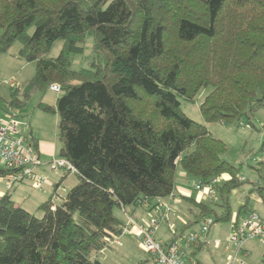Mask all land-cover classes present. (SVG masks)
I'll return each mask as SVG.
<instances>
[{"label": "trees", "instance_id": "trees-1", "mask_svg": "<svg viewBox=\"0 0 264 264\" xmlns=\"http://www.w3.org/2000/svg\"><path fill=\"white\" fill-rule=\"evenodd\" d=\"M87 36L90 66L73 69L70 54ZM15 42L34 62L33 84L59 85L54 106L39 107L57 114L58 156L77 181L62 195L55 187L57 201L42 202L40 215L0 196V264H101L98 253L124 225L115 207L169 195L179 167L202 183L229 174L213 184L217 200L194 202L199 216L229 222L243 183L236 215L251 210L253 193L264 208V135L256 179L246 181L206 125L251 123L264 108V0H0V53ZM205 86L200 122L182 103Z\"/></svg>", "mask_w": 264, "mask_h": 264}, {"label": "rangeland", "instance_id": "rangeland-1", "mask_svg": "<svg viewBox=\"0 0 264 264\" xmlns=\"http://www.w3.org/2000/svg\"><path fill=\"white\" fill-rule=\"evenodd\" d=\"M61 44V40L55 41L49 51V55L56 56L60 50ZM19 47L20 44L15 42L8 50L0 53V105L2 107L11 105L18 108L21 114L20 119L22 118L21 125L25 132H29V129H31L37 137L51 140L56 145L60 146L61 142L59 139L57 114L54 111H44L39 107L40 103L54 106L58 93L51 90L50 85L37 86L31 82L35 72L34 62H29L19 57ZM92 56V38L91 36H87L83 44V50L70 54L71 67L73 69H78L80 67L90 66ZM210 89L211 86L202 87L196 94L194 103H189L187 101L182 103V109L189 117L200 122L204 121L199 110V104ZM251 120V123H247L245 120L236 121L235 119L206 123L212 135L225 142L226 150L222 153V157L235 165L238 168V175L244 177L246 181L256 179V171L252 165H256V159H259L262 155L259 151V146L261 138L264 135V108L254 112L251 116ZM179 171H181L180 167L178 168V172ZM189 178L191 179L188 181L187 186L191 187L192 197L195 198L198 196V193L193 187L192 177L189 176ZM73 179V174L69 173L68 180L64 182L67 188L70 187L69 183H71L70 181ZM242 185L249 184L243 183ZM254 195L255 196L251 195L248 200V209H256L259 214H264V208L258 201V196L256 194ZM230 200L233 213L235 209L234 204L237 207L243 204L245 195L238 201H235L232 195ZM183 206H187L190 209L188 208L187 211L184 210V207H181L178 214H180L185 221L192 219V225L185 228L181 221L175 219L173 223H175L178 229L174 232H169L167 223L162 222L157 230L158 237L166 239L172 237L174 234H178L180 231L183 232L184 235H187L192 233V230L200 229L201 221L199 223L197 221L199 216H194V212L198 213V207L189 200L188 202L184 201ZM137 208V212H134L133 207H127L126 211L129 214L134 212L137 215L144 216L145 213H143L142 208ZM34 210L36 215H40V210L38 208ZM114 211L122 218V209L115 207ZM136 214L133 215L135 216ZM227 231V221H216L209 227L206 235L214 238H222L226 235ZM119 241L118 244L111 242V247H105L99 252L98 259L101 264H139L145 258L150 257L149 253L139 246L138 240L132 235L131 231L124 234ZM253 243L255 245V250L252 251L248 264H263L262 254L264 253V246L260 244L256 245V243L258 244L257 239H254ZM187 248L191 249L194 247H186V249ZM195 257L206 261L207 264H223V258L220 257V254L216 251H210L207 246L200 248L195 253Z\"/></svg>", "mask_w": 264, "mask_h": 264}, {"label": "built area", "instance_id": "built-area-1", "mask_svg": "<svg viewBox=\"0 0 264 264\" xmlns=\"http://www.w3.org/2000/svg\"><path fill=\"white\" fill-rule=\"evenodd\" d=\"M50 89L59 93L58 84H50ZM0 163L5 171L1 175L7 187H12L18 182L29 180L34 187H41L46 182L47 176L43 171L38 170L41 165H46L49 170L64 169L76 174L73 165L64 157L56 156L50 160H42L29 141L27 132L21 125L18 111L13 107L3 108L0 105ZM244 179V177H240ZM222 180L221 175L216 176L211 182L202 183L197 181L195 187L205 192L211 199L216 197L213 184ZM168 196L172 197L173 192ZM159 199V198H158ZM146 204L145 206H147ZM170 212V206L165 207ZM158 215H151L146 222L135 219L131 214L125 213V223L121 232H132L145 251L151 256L150 264H185L186 247H195L204 240L209 227L214 223L211 215H203L201 227L198 232L189 233L184 236L183 244L176 240L163 243L155 239L154 233L158 226ZM264 236V217L255 210L239 213L231 220L230 231L225 241L228 264H245L244 255L247 251L245 244L255 238ZM218 241L215 245H218ZM241 253V256L239 255Z\"/></svg>", "mask_w": 264, "mask_h": 264}, {"label": "crops", "instance_id": "crops-1", "mask_svg": "<svg viewBox=\"0 0 264 264\" xmlns=\"http://www.w3.org/2000/svg\"><path fill=\"white\" fill-rule=\"evenodd\" d=\"M9 106L13 107L11 105H6V106H3V108H7ZM13 108L18 111V113L21 117V114H20V111L18 110V108H16V107H13ZM57 125H58V117H57ZM27 134H28L30 142L32 143V146L38 152V154L42 160H50L52 157L58 156V152H59V148H60L59 145H56L51 140L42 139V138L37 137L34 134V131L31 129H29V132H27ZM0 170L5 171L2 163H0ZM38 170L43 171L47 176L46 182L43 183L41 185V187H38V188L34 187L29 180H24L22 182H18L16 184H14L12 187L8 188L4 178L1 176L3 173H0V196L3 195L4 193L9 192L11 195V198L16 203H18L19 205H21L23 208L27 209L28 211L35 213L34 209H37L38 206L42 202L47 200L48 198H51V200L53 202L57 201L56 196L55 195L52 196L53 190L55 189V187H57V193L62 195V194H65L67 192V190L77 181V177H76L75 173H73L71 171H66L64 169H59V170L53 171V170H49L46 165H41L38 168ZM69 173L73 174L74 179L70 181L71 182V183H69L70 187L67 188L64 182L66 180H68V174ZM178 176L179 177L176 181V185H175V188L173 190V196L172 197L167 195L165 197H160L159 199H156L155 201L152 200L147 206H145V205L140 206L143 210V213H145L144 216L143 215H137L136 213H134V212H137L136 211L138 209L137 207H136L137 209L134 208L133 209L134 212H132L133 214H136V215L134 216L131 213L135 219H138L142 222L148 221V219L151 215H158L161 212L164 213L163 216L159 217L158 226H157L155 233H154L155 239L160 240L163 243H167L171 240H176L180 244H183V238L185 236L183 234V232L180 231L178 234H174L172 237L162 239L161 237L157 236V230L159 229L162 222H166L168 231L174 232L175 230L178 229L177 226L175 225V223H173V221L175 219H178L177 221H181L183 227H185V228H188V226L192 225L191 224V222L193 221L192 219H188L185 221L180 216V214H178L179 211L181 210V207H184L183 206L184 201L188 202V200H189L194 204V202H207V203L211 202L212 203L215 200H217L216 197L214 199H211L205 192L198 190L195 187V184L197 183L198 180L194 177H192V179H193L192 183H193L194 189L198 193V196L195 198L192 197V189H191V187L187 186L188 181L191 179V178H189L190 175L186 174L184 171H179ZM221 177H222V180H225V179L229 178V174H222ZM56 184H58V186H56ZM247 190H248V186L242 185L241 187L234 189L233 192L231 193V196L233 195L234 200L238 201L241 197H243V195L246 194ZM251 195L255 196L254 193ZM258 201L260 202L259 197H258ZM167 205L170 206V212L165 211V207ZM234 206H235V209L231 215V219L228 222V231H227L226 235L222 238H220V237L214 238V237H209L208 235H205L204 240L201 243H199V245H197L191 249L185 248V257H183L185 264H207L206 261H203L202 259H198L195 257V253L200 248H202L203 246H207L210 249V251L218 252L220 254V257L223 258V264H228L227 263L228 262V260H227V253L228 252L225 248L224 239L226 238L228 232L230 231L231 220L236 218V214L238 212L237 209L240 205L237 207L234 204ZM188 208L189 207L185 206L184 210L188 211ZM197 209H198V213L194 212V216H199V208H197ZM254 210L256 211V209H254ZM122 211H123L122 219L125 223V213H127V214H129V213L124 209H122ZM202 217L203 216H199L198 218L195 217V218H197L198 223L201 221ZM198 231H199L198 229H195V230H192V233H195ZM126 233H128V232H126ZM126 233L121 232L120 234L115 236L110 241L109 246H107V247L108 248L111 247V244H112L111 242H113L114 244H118L120 242L119 241L120 238ZM132 235H133V233H132ZM208 238H211V239H208ZM256 239L258 241V244L256 243V245L260 244V245L264 246V236L262 238H255V240ZM217 241L219 243H218V245H215V242H217ZM253 242H254V239H251L245 244L244 249L247 251V254L244 255V257H243L245 260V264L249 263V258L252 255V251L255 250V248H254L255 245ZM138 244L142 249H144L140 243H138ZM186 253H187V255H186ZM239 255L241 256V253ZM150 263H151V256L148 258H145L139 264H150ZM124 264H126V263H124Z\"/></svg>", "mask_w": 264, "mask_h": 264}]
</instances>
